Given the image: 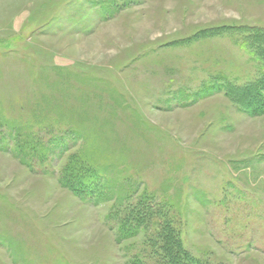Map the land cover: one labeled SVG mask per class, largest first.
I'll use <instances>...</instances> for the list:
<instances>
[{"label": "rangeland", "instance_id": "obj_1", "mask_svg": "<svg viewBox=\"0 0 264 264\" xmlns=\"http://www.w3.org/2000/svg\"><path fill=\"white\" fill-rule=\"evenodd\" d=\"M249 27L264 0H0V264H127L141 235L107 215L146 191L193 255L264 264V114L211 88L258 76ZM73 152L107 164L105 200L60 185Z\"/></svg>", "mask_w": 264, "mask_h": 264}, {"label": "trees", "instance_id": "obj_2", "mask_svg": "<svg viewBox=\"0 0 264 264\" xmlns=\"http://www.w3.org/2000/svg\"><path fill=\"white\" fill-rule=\"evenodd\" d=\"M254 29L248 28L252 33L242 45L253 58L257 56L258 76L237 88L223 83L211 85V88L213 91L214 88L216 91H224L242 112L259 116L264 114V31L254 32ZM42 126L51 128V124ZM62 139L63 134L45 140L36 137L16 139V152L17 155L27 154L25 147H28L42 159L48 153L51 155ZM21 149L24 152L20 153ZM83 154L73 152L68 155L58 181L74 195L87 199L93 197V202L98 203L105 200L106 196L104 178H107V164L96 165L89 156ZM118 205L107 215L115 230L117 242L138 235H141L142 240L140 249L129 256L127 264H212L207 259L193 255L184 246L177 215L171 212L169 203L158 201L153 193L146 191L134 201Z\"/></svg>", "mask_w": 264, "mask_h": 264}]
</instances>
